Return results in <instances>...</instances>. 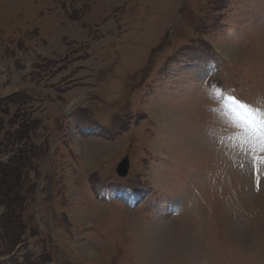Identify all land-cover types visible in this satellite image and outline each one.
Returning a JSON list of instances; mask_svg holds the SVG:
<instances>
[{"label": "rangeland", "instance_id": "1", "mask_svg": "<svg viewBox=\"0 0 264 264\" xmlns=\"http://www.w3.org/2000/svg\"><path fill=\"white\" fill-rule=\"evenodd\" d=\"M211 72L264 107V0H0V264H264V170Z\"/></svg>", "mask_w": 264, "mask_h": 264}, {"label": "snow or ice", "instance_id": "2", "mask_svg": "<svg viewBox=\"0 0 264 264\" xmlns=\"http://www.w3.org/2000/svg\"><path fill=\"white\" fill-rule=\"evenodd\" d=\"M227 101L232 105L237 126L254 141L250 148L251 162L256 173L257 187H259L261 173L264 170V107L243 102L234 94H228Z\"/></svg>", "mask_w": 264, "mask_h": 264}, {"label": "trees", "instance_id": "3", "mask_svg": "<svg viewBox=\"0 0 264 264\" xmlns=\"http://www.w3.org/2000/svg\"><path fill=\"white\" fill-rule=\"evenodd\" d=\"M12 162H11V166H10V164H8V165H1V167H0V187L3 186V188L5 190L7 188V187H5V185L12 186V188H13L12 190H14V192H15L16 188H18L17 187V184L19 183L18 180H20V178L23 176V171H22L23 166L21 165L22 166L21 167L19 163L15 164V166H14V164H12ZM4 174H6V175L4 176ZM9 181L13 182L12 183L13 185L10 184ZM3 182L5 183V185L2 184ZM19 185H20V183H19ZM21 186L23 187V184H21ZM7 190H8V188H7ZM21 191H22V189H21ZM21 191L19 193H15L14 196L11 195L12 199H10V198L8 199L7 194H5V193L1 194L0 193L1 203L7 205V207L10 209V212L8 214H5L4 216L1 217V219H3L4 221H5V219H7L10 216L15 221H11L8 218L9 223H16V224L19 223L17 219L20 218V216L19 215L15 216L13 214H14V212L18 213V214H20L22 212L23 196L21 194ZM13 197H16L17 199H15Z\"/></svg>", "mask_w": 264, "mask_h": 264}, {"label": "water", "instance_id": "4", "mask_svg": "<svg viewBox=\"0 0 264 264\" xmlns=\"http://www.w3.org/2000/svg\"><path fill=\"white\" fill-rule=\"evenodd\" d=\"M128 170H129V162H128V159L125 158L122 161V163L119 164L117 171H118L120 176H125L127 174Z\"/></svg>", "mask_w": 264, "mask_h": 264}]
</instances>
